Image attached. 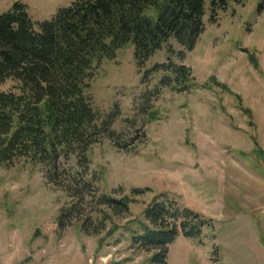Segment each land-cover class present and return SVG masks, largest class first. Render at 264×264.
Instances as JSON below:
<instances>
[{
  "label": "rangeland",
  "instance_id": "rangeland-1",
  "mask_svg": "<svg viewBox=\"0 0 264 264\" xmlns=\"http://www.w3.org/2000/svg\"><path fill=\"white\" fill-rule=\"evenodd\" d=\"M15 1L36 22L72 0H0V12ZM207 18L205 4L204 29L180 58L170 40L137 68L127 44L93 69L85 94L101 112L117 106L112 126L132 143L127 150L107 139L93 144L89 169L99 174L100 190L130 198L128 212L105 210L94 234L81 227L82 217L59 227L69 198L45 183L39 165L18 159L0 167V264H148L154 250L137 248L130 235L146 224L143 209L158 193L211 220L199 238L178 234L167 244L165 264H264V0H228L214 22ZM169 56L193 80L187 91L159 87L148 122L137 113L139 97L150 95L160 73L141 79ZM123 119L135 120L139 131L121 129ZM61 165L72 168L74 158Z\"/></svg>",
  "mask_w": 264,
  "mask_h": 264
},
{
  "label": "trees",
  "instance_id": "trees-1",
  "mask_svg": "<svg viewBox=\"0 0 264 264\" xmlns=\"http://www.w3.org/2000/svg\"><path fill=\"white\" fill-rule=\"evenodd\" d=\"M227 2L72 0L48 19L36 22L18 1L0 12V85L11 83L0 89V167L18 159L41 167L45 183L70 200L59 210V227L82 217L81 227L94 234L104 227L105 210L115 217L128 212L130 198L100 190L99 174L89 169L87 151L93 144L107 139L114 148L127 150L132 143L126 135L121 136L122 130L115 132L112 126L119 115L117 106L101 112L85 94L93 69L102 60L114 58L127 44L132 45L137 68L170 40L180 47L175 51L180 58L183 51L193 48L204 29L205 4L207 20L214 22L216 12ZM167 51L170 54L172 49ZM248 58L257 68L254 58ZM158 72L156 86L147 90L150 95L139 97L137 113L148 122L154 118L149 100L158 94L159 87L187 91L193 80L190 69L173 63L169 56L145 69L141 83ZM122 123L121 129H140L133 119H123ZM71 157L72 168L61 165ZM145 189L132 188L131 193ZM142 215L146 224L131 233L130 241L137 248L154 250L148 264H165L166 246L178 234L196 239L203 227H211L210 218L161 193L153 196Z\"/></svg>",
  "mask_w": 264,
  "mask_h": 264
},
{
  "label": "crops",
  "instance_id": "crops-1",
  "mask_svg": "<svg viewBox=\"0 0 264 264\" xmlns=\"http://www.w3.org/2000/svg\"><path fill=\"white\" fill-rule=\"evenodd\" d=\"M243 209H241V211H242ZM241 211H239V213L241 212ZM247 212V213H246ZM245 212V214L244 215H247L248 216V218H249V216H252V214L251 213H249L248 211H246ZM253 217V216H252ZM249 219H251V218H249ZM256 223V222H255Z\"/></svg>",
  "mask_w": 264,
  "mask_h": 264
}]
</instances>
